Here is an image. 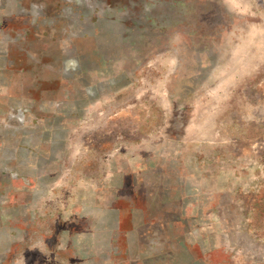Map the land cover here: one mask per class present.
<instances>
[{"label": "rangeland", "instance_id": "374dc122", "mask_svg": "<svg viewBox=\"0 0 264 264\" xmlns=\"http://www.w3.org/2000/svg\"><path fill=\"white\" fill-rule=\"evenodd\" d=\"M0 138V264H264V0H0ZM95 213L190 239L95 255Z\"/></svg>", "mask_w": 264, "mask_h": 264}, {"label": "crops", "instance_id": "0c3cea01", "mask_svg": "<svg viewBox=\"0 0 264 264\" xmlns=\"http://www.w3.org/2000/svg\"><path fill=\"white\" fill-rule=\"evenodd\" d=\"M118 117V116H117ZM116 119V118H115ZM117 120H120L119 118ZM112 121V125L111 126H124V123L121 121ZM142 121H140L141 124ZM115 123L117 125H115ZM84 126H86V123H84ZM21 140V139H18ZM2 142L1 138H0V143ZM6 145V143H5ZM70 152V149H69ZM34 153V152H33ZM21 154V153H20ZM19 155V154H18ZM127 158V157H126ZM16 159V158H14ZM87 156L85 155L83 160L86 161ZM69 160V159H68ZM105 168L101 167L100 172H105L104 171ZM108 172V171H106ZM105 172V173H106ZM112 173V172H111ZM110 173V174H111ZM108 174V173H106ZM164 176V181L166 182V174L163 175ZM70 173H69V168H65L63 170V173L61 175V178H58V180H54L53 182H59L55 183L56 185H59L60 188L57 190H70ZM160 178H161V174H160ZM160 184V183H159ZM56 185H53L52 187L50 186V184L48 185V190L53 191L54 187ZM66 187H68L66 189ZM166 187L164 188H159V190H157L156 188L154 189H150L149 191H158L159 192V197L155 195V193L153 195H150V199L152 200L151 203H154V205H158L159 208L161 207H168L171 206L170 203H166L163 201L160 191H165ZM4 190L0 191V200H2V207L8 209L9 207H14L15 209L19 208V207H23V203H21V198L18 201L17 199L15 204L12 206H7L6 204H4L3 202L7 201V197L5 196ZM2 197V198H1ZM18 201V202H17ZM133 202V201H132ZM163 203V205L161 206V204ZM1 204V203H0ZM95 208H101V205L94 206ZM105 208V206H104ZM89 218L94 217V220L97 224L96 228L94 229L93 232H91L90 234L94 233V237L95 239L98 240V242L96 244L95 247V255H102V254H109V255H120V252L123 253L122 248L125 247V251L124 253L126 254V259L128 258H132V255L134 256L135 253L137 252L140 253L141 249L145 250L148 252V250H152L151 248H153L154 243H150L151 241H149L150 245L147 243L146 239L148 236L150 237V235L147 236V231L151 232L148 234H153L154 235V239H158L159 242V246L162 250V255H165L166 252H171L172 255H176L178 257L181 256V252L184 254V250H186L187 248V243H188V239H190V235L189 234H181L179 236H174L171 234H168L166 231V222L165 219L162 216L159 215H137L134 218L130 217L131 223L134 227L137 228V230H135L134 228L129 230L126 229V231L122 230L121 228V224L122 222H120L119 217H112V216H99L98 213L93 214H88ZM81 218V217H79ZM83 218V217H82ZM87 218V217H84ZM96 218V219H95ZM123 219V218H122ZM21 220V217L19 219V221ZM175 224H178L179 222L175 221ZM101 225V226H99ZM157 225L159 228L162 229V231H159L158 236H156V233L153 232V226ZM111 228V229H110ZM129 228V227H128ZM147 229V231L144 233V231ZM35 231V230H34ZM36 232V231H35ZM37 234L35 235V233H32L34 235V239L32 241H35L38 243V238L43 237L48 239V233L47 235H45L44 233L39 234V232H36ZM171 235V236H169ZM36 236V237H35ZM99 238V239H98ZM154 241V240H153ZM162 241V243H161ZM123 243V244H122ZM124 243L126 244L124 246ZM161 244V245H160ZM110 251V252H109ZM145 253V252H144ZM170 254V253H168ZM167 255V254H166ZM166 255L162 258L159 257L157 258V261H155V264H189V263H177V262H173V263H168L166 262ZM146 256L142 259L145 260ZM182 259V258H180ZM113 261V260H112ZM154 261V260H152ZM130 263V262H129ZM112 264H117V263H112ZM123 264V263H122ZM130 264H139L138 261L135 262H131Z\"/></svg>", "mask_w": 264, "mask_h": 264}]
</instances>
